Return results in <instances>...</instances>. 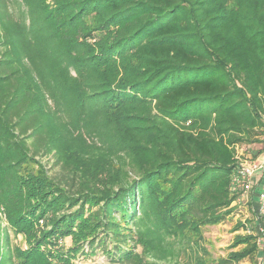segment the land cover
Here are the masks:
<instances>
[{
    "label": "trees",
    "instance_id": "obj_1",
    "mask_svg": "<svg viewBox=\"0 0 264 264\" xmlns=\"http://www.w3.org/2000/svg\"><path fill=\"white\" fill-rule=\"evenodd\" d=\"M253 142L264 0H0V264H74L86 244L242 264L256 235L218 259L200 241L235 200L233 145Z\"/></svg>",
    "mask_w": 264,
    "mask_h": 264
},
{
    "label": "rangeland",
    "instance_id": "obj_2",
    "mask_svg": "<svg viewBox=\"0 0 264 264\" xmlns=\"http://www.w3.org/2000/svg\"><path fill=\"white\" fill-rule=\"evenodd\" d=\"M6 1V0H2ZM16 13H18L16 11ZM192 124L190 121L186 125ZM235 150V160L237 166L241 162H253L261 160L264 157V142H253L242 146L240 144L233 145ZM42 162L49 169L51 174H55L59 171V165L55 164L51 156L42 158ZM263 172H258L255 176L253 189L243 195V190L240 186H236L233 190L235 194L236 203H231L230 212L227 214L224 220L216 225H208L202 228V239L200 241V252L204 253L202 247L207 252L206 256L209 259H218L220 257L228 256L231 251L242 250L246 245L241 243L234 246L236 236L254 234L257 236V243L259 246L258 251L252 258L247 257L242 260V264H248L256 262L257 264H264V213L260 211V199L259 194L264 192V182L261 181ZM233 178V177H232ZM96 208V207H94ZM45 223L43 219L39 220L38 226L44 227ZM14 244H20L25 247L26 241L23 235L12 237ZM66 247L72 244L70 236L61 240ZM185 247L186 252H182V248ZM135 250L144 255L143 246L135 245ZM196 251V246H193ZM190 247L187 244H177L175 247V253L166 256L165 258H156L152 255L145 256L150 260H155L158 264H176L186 261V257L192 255L194 251L189 250ZM177 251H180V256L177 257ZM74 264H122L121 262L113 259L102 249L98 248L95 252H91L88 244L85 245V251L78 253L73 258Z\"/></svg>",
    "mask_w": 264,
    "mask_h": 264
},
{
    "label": "built area",
    "instance_id": "obj_3",
    "mask_svg": "<svg viewBox=\"0 0 264 264\" xmlns=\"http://www.w3.org/2000/svg\"><path fill=\"white\" fill-rule=\"evenodd\" d=\"M258 172L264 174V157L261 160L253 162H241L232 178V190L240 186L243 195L253 189L255 176ZM260 211L264 213V192L259 194Z\"/></svg>",
    "mask_w": 264,
    "mask_h": 264
},
{
    "label": "crops",
    "instance_id": "obj_4",
    "mask_svg": "<svg viewBox=\"0 0 264 264\" xmlns=\"http://www.w3.org/2000/svg\"><path fill=\"white\" fill-rule=\"evenodd\" d=\"M233 203H236V201H235V202H233Z\"/></svg>",
    "mask_w": 264,
    "mask_h": 264
}]
</instances>
